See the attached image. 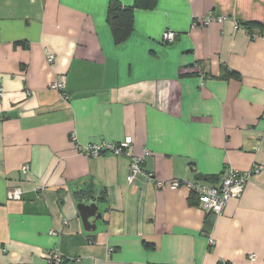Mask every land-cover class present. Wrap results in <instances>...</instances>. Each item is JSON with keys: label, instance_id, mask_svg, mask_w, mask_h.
Here are the masks:
<instances>
[{"label": "crops", "instance_id": "0c3cea01", "mask_svg": "<svg viewBox=\"0 0 264 264\" xmlns=\"http://www.w3.org/2000/svg\"><path fill=\"white\" fill-rule=\"evenodd\" d=\"M110 1L0 0V264H48L53 249L68 264H264V0H157L134 11L120 43ZM208 12L229 20L195 26ZM58 77L68 100L52 88ZM72 134L81 146L132 137L156 181L261 171L216 217L186 184L130 182L127 157H87ZM82 201L103 215L95 239Z\"/></svg>", "mask_w": 264, "mask_h": 264}, {"label": "built area", "instance_id": "2783aa9c", "mask_svg": "<svg viewBox=\"0 0 264 264\" xmlns=\"http://www.w3.org/2000/svg\"><path fill=\"white\" fill-rule=\"evenodd\" d=\"M229 20L227 17L216 16L213 12H208L206 15L200 17L195 26H209L213 22H224ZM234 30H244L249 32L247 28L242 26L240 22L234 21ZM177 35L174 32H166L163 36V40L166 43H173L176 41ZM46 59L48 64L52 65L55 62V55L46 52ZM66 77H58L56 81L52 84V88L58 90L62 93L64 100H68L69 96L65 92ZM3 98V89L0 88V100ZM72 141L75 143L77 151L83 153L87 157H100L103 155H114L117 157H127L130 161V174L128 181L132 182L136 177H143L150 182H155L158 188L169 187L171 189H178L182 185L186 184L187 187L194 192L199 198V207L203 209L206 213L212 214L213 216L219 217L223 215L225 206L227 203L234 198H239L244 192L247 182L251 179L253 173H258L261 171V167H254L252 173H240L235 169H229L225 175L221 178L217 185H210L200 182H182L179 180L173 181H156L151 173H147L142 165L144 163L143 157H135L130 153V148L133 145V138L126 137L120 143H111L107 141H101L97 143H92L86 146H81L77 144V138L74 134L71 136ZM261 140H264V133L261 136ZM149 153L146 151L145 155ZM21 173L27 175L30 171L29 165H24L21 168ZM24 195V190L21 187H14L9 191V198L12 201H21ZM67 224V222L65 223ZM51 236L58 237L59 232L50 231ZM209 246L214 247L216 241L211 234H209ZM251 261H254L256 257L251 255L249 257ZM65 258L63 254L58 249H53L48 254L47 263L48 264H63ZM218 264H229L226 261H221Z\"/></svg>", "mask_w": 264, "mask_h": 264}, {"label": "trees", "instance_id": "16d2710c", "mask_svg": "<svg viewBox=\"0 0 264 264\" xmlns=\"http://www.w3.org/2000/svg\"><path fill=\"white\" fill-rule=\"evenodd\" d=\"M157 0H137L132 7H125L120 4L117 0H111L108 8V24L110 25L116 42L120 43L126 40L133 31V14L136 9L150 10L156 6ZM242 26L248 29L250 34L252 33L253 26L251 24H242ZM228 78H239V74L233 71H229L226 74ZM197 199L199 204L198 196L192 192L191 200ZM193 205L194 203L191 202ZM63 264H68L66 261Z\"/></svg>", "mask_w": 264, "mask_h": 264}, {"label": "water", "instance_id": "95a60500", "mask_svg": "<svg viewBox=\"0 0 264 264\" xmlns=\"http://www.w3.org/2000/svg\"><path fill=\"white\" fill-rule=\"evenodd\" d=\"M78 209L85 230L90 234L92 239H95L96 236L93 234L97 230V222L103 219V215L100 212L97 203L94 201H90L89 203L82 201L78 203Z\"/></svg>", "mask_w": 264, "mask_h": 264}]
</instances>
